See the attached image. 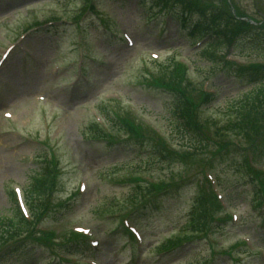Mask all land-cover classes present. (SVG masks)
Instances as JSON below:
<instances>
[{
  "label": "rangeland",
  "instance_id": "rangeland-1",
  "mask_svg": "<svg viewBox=\"0 0 264 264\" xmlns=\"http://www.w3.org/2000/svg\"><path fill=\"white\" fill-rule=\"evenodd\" d=\"M188 1L220 6L219 0ZM89 2L0 0V248L11 236L4 226L7 218L15 217L11 194L16 186L23 189L33 218L23 220V227L33 229L22 234L31 247L0 254V264H72V258L76 264H264V205L256 204L262 193L244 185L246 163L239 153L215 150V145L199 153L183 150L197 149L194 134L179 129L167 109L170 95L154 83L161 86L159 80L186 77L215 90L218 98L201 108V120L223 124L235 116L228 106L252 86L238 84L220 67H212L216 60L194 53L177 29L150 32L147 23L156 22L144 20L152 15L149 0L144 6L138 0H93L95 10L82 16ZM233 2L239 13L264 19V0ZM36 22L47 24L26 34ZM228 57L240 63L264 62V50L236 48ZM176 61L186 62L190 70ZM82 63L89 81L77 85ZM200 90L191 92L197 105ZM97 108L125 115L124 120L132 110L154 126L145 134L165 137L179 150L176 157L148 158L149 138L119 146L90 139L86 127L98 119ZM111 134L114 140L127 137L118 129ZM238 140L241 145L253 141ZM255 151L257 163L264 166L263 145ZM51 157L55 187L50 185L30 205L29 188ZM197 193L209 205L207 237L158 254L159 244L186 239L184 226ZM142 207L149 214L124 217ZM219 218L224 229L213 231V221ZM130 226L138 227V238L125 234ZM87 229L92 250L63 247ZM23 254L28 257L20 258Z\"/></svg>",
  "mask_w": 264,
  "mask_h": 264
},
{
  "label": "trees",
  "instance_id": "trees-1",
  "mask_svg": "<svg viewBox=\"0 0 264 264\" xmlns=\"http://www.w3.org/2000/svg\"><path fill=\"white\" fill-rule=\"evenodd\" d=\"M154 5L162 6V7H169V0H153ZM184 9L187 10L189 13H193L190 6H184ZM215 15H209L206 11L202 12V17L199 18L197 24L194 25V32L193 34L197 37H205L209 36L210 39L207 42L205 50L210 51L212 50L218 43L221 41L225 42H233V43H240L245 38L249 41V44L252 45V48L257 51H262L264 48L259 47L256 45L257 39L262 37L264 40V26L258 25L255 23H251L249 21H244L238 19L235 15L231 14L230 12H226V14H220L217 18L211 17ZM174 19L183 20V17L177 11V18L173 16ZM264 24V23H263ZM254 46V47H253ZM234 76L240 79L242 82L245 83H254V88L251 91L254 93L251 96H246L243 101H245V112L244 118L238 124L240 129H237V133L239 135L245 134L246 129H251L255 131L256 135H259L260 132L258 130L259 124L261 121H264V67H235L231 68ZM175 75V74H174ZM177 79V80H176ZM166 89L170 94H173V100L169 105L170 111L174 114L176 118L179 119L180 127L185 128L187 131H193L195 126L196 120L194 121L192 116L190 115V106L192 105V100L188 95V85L184 83V80L180 77L174 76L172 81L164 82ZM248 95V94H247ZM214 99L213 95H207L205 97V101L210 103ZM259 108V110H258ZM112 122L113 120L110 119ZM128 123V122H127ZM117 124V123H116ZM96 127V125L92 126V129ZM138 129H141L140 126L136 124H132L129 122L128 130L132 131L135 136H141V132H137ZM95 133L98 134L97 130L93 129ZM247 135V134H246ZM262 136V135H261ZM264 136V134H263ZM198 143L199 146H204L205 141L198 136ZM201 139V140H200ZM264 144V139L261 140ZM215 145V141L212 142ZM157 153L166 155V152H160L165 148L160 144L156 146ZM234 150L235 147L228 144H222L217 148V150ZM230 152V151H229ZM172 154H175L174 152ZM244 156V155H243ZM245 158V157H244ZM244 158L241 157V161L244 164ZM247 168V167H246ZM248 170L251 171L248 167ZM248 173V172H247ZM250 174V173H249ZM253 175V173L251 174ZM250 175V176H251ZM253 178V177H252ZM259 182L260 176L256 178ZM250 180V178H249ZM256 181L254 179L250 180L251 186L255 189L256 193L260 191L259 185L255 184ZM50 184V172L49 167L46 165L41 169V172L37 176V178L33 181L32 190L30 194L32 197H41L43 194L47 193V189ZM246 182L244 183V185ZM249 184V185H250ZM260 200V199H259ZM195 206L192 208V212L190 215V219L186 222L187 225L184 226L185 228H192L195 232H201L209 222L207 218L208 214H210L207 201L204 198L203 194H199L195 198ZM14 216L7 218L8 224L4 226L5 233H9L11 231H15V234L18 233L17 230H22L23 220L20 214L15 211ZM10 229V230H9ZM197 235V234H196ZM6 239V238H5ZM85 244V241H82ZM173 241L168 242L167 244H163L161 250L169 249L173 246ZM21 244L17 246H21ZM87 245V243L85 244ZM76 246L79 247V243H76Z\"/></svg>",
  "mask_w": 264,
  "mask_h": 264
}]
</instances>
